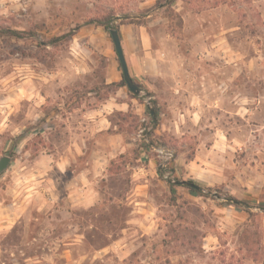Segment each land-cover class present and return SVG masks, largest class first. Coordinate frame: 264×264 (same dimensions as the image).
I'll use <instances>...</instances> for the list:
<instances>
[{"label":"rangeland","instance_id":"rangeland-1","mask_svg":"<svg viewBox=\"0 0 264 264\" xmlns=\"http://www.w3.org/2000/svg\"><path fill=\"white\" fill-rule=\"evenodd\" d=\"M107 16L147 40L125 59L137 97L118 85ZM68 96L128 104L98 173L86 155L63 173L22 155L52 152L61 121L47 118ZM1 156L0 264H264V0H0Z\"/></svg>","mask_w":264,"mask_h":264},{"label":"crops","instance_id":"crops-1","mask_svg":"<svg viewBox=\"0 0 264 264\" xmlns=\"http://www.w3.org/2000/svg\"><path fill=\"white\" fill-rule=\"evenodd\" d=\"M124 1L127 2V0ZM154 1L155 0H138V3L141 6ZM115 17H118L119 19L120 15L115 14ZM117 31L125 59L140 60L148 56V51L144 50V48H146L147 40L143 35L142 30L131 24H121ZM128 70L131 77L132 71L130 66ZM59 93L61 95L65 94L63 90H60ZM174 93L179 92L176 90ZM174 93L171 92V97L167 100V102H165L166 105H168L167 108H169L170 111L173 110L174 114H176L175 111L177 110L179 117H184L187 110L186 108L181 109V107L184 106V103L178 102L176 106L171 105L172 100L176 98ZM40 96L41 97L39 101L41 102L43 101L44 97L42 94ZM177 97L180 98V96ZM59 98L62 99L60 96ZM74 100H77V102L71 106V103ZM62 105L70 106V111L63 113L62 110H60L61 107H59L58 110H53L52 114L47 118L49 120L50 117L51 122H55L56 119L61 121L59 125L60 129L57 131L55 130L54 135L56 140L49 142V145L52 147V152H48L42 147V149H34V157L28 158L32 154L26 147L23 146L22 155H28V157L25 158L26 162H33L35 166L41 165L43 163L49 165L51 164L62 173L69 170L72 163L75 162V156L78 158L81 155H86L89 160L84 161L82 171L84 173L91 174L93 172H100L103 166L101 164H95V161L97 162V158L107 160L105 158L107 155L112 154L111 151L115 149L119 150L123 146L122 133L119 131L109 132L110 129H115V127L111 126L109 115L115 110L125 111V109L128 108L127 102H116V100H113L112 97H108L94 106L87 107L86 101L82 98L68 96L64 101H62ZM193 110L195 109H192V111ZM55 112L57 113L55 114ZM168 115L170 116L169 112ZM178 120H180V118H178ZM101 133L105 137L103 139L105 140L104 142L108 143L110 148H108V145L106 146L105 144L101 143V140L98 139L97 135H100ZM90 140H93L92 142H94V148L88 152L86 144H89L88 141ZM101 145H105V148H100ZM19 159H21V156ZM15 160L17 161L18 158ZM12 162L13 160L10 159V163ZM24 167H21L20 169ZM36 170H38V168H35V171ZM253 264L257 263L253 262Z\"/></svg>","mask_w":264,"mask_h":264},{"label":"water","instance_id":"water-1","mask_svg":"<svg viewBox=\"0 0 264 264\" xmlns=\"http://www.w3.org/2000/svg\"><path fill=\"white\" fill-rule=\"evenodd\" d=\"M109 35H110L111 41H112L113 46H114V50H115V53L117 56L118 63H119L120 68H121L122 79L124 80L125 85L129 89V91L132 92L133 94L137 95L141 92V90L138 87V85L135 84L133 82L132 78L130 77L128 67L126 64V60H125V57H124V54L122 51L120 38H119L118 31L116 30V28H110L109 29ZM145 96H149V93L145 92ZM149 113L150 114L154 113L152 107H149ZM10 159L11 158L8 156H1L0 157V174L8 168V166L10 164ZM176 183L182 184L185 186H189V187H192L194 189H200V187H198L194 183L188 182L186 180H178V181H176Z\"/></svg>","mask_w":264,"mask_h":264},{"label":"trees","instance_id":"trees-1","mask_svg":"<svg viewBox=\"0 0 264 264\" xmlns=\"http://www.w3.org/2000/svg\"><path fill=\"white\" fill-rule=\"evenodd\" d=\"M110 16V15H108ZM106 17V19H104L103 21L101 22H98L100 25H102L106 30H109L110 29V18L109 17ZM116 30H118V28L116 27ZM13 35H16V32H12ZM121 76H122V73H121ZM118 85L119 86H122V85H125V82L123 79L120 80V82H118ZM134 97H137V95H134ZM153 108H154V113L153 114H150L149 115V122L151 123V126H152V129L155 128V126L157 125L158 123V111H157V108L155 106V104H152ZM189 189L193 190L192 187H189L187 186ZM233 203H235V206H239V205H246L244 202H241V201H236V200H232ZM248 209V208H247Z\"/></svg>","mask_w":264,"mask_h":264},{"label":"built area","instance_id":"built-area-1","mask_svg":"<svg viewBox=\"0 0 264 264\" xmlns=\"http://www.w3.org/2000/svg\"><path fill=\"white\" fill-rule=\"evenodd\" d=\"M160 153H163L164 154V159H163V161L164 162H166L168 159H170L171 158V156H172V153L171 152H169V151H167V150H164V149H160V150H158ZM165 177H167V176H165Z\"/></svg>","mask_w":264,"mask_h":264}]
</instances>
